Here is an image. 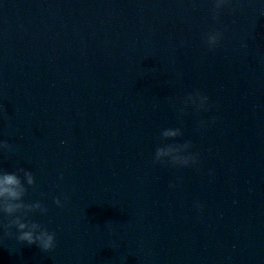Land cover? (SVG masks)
Here are the masks:
<instances>
[{
  "label": "water",
  "instance_id": "1",
  "mask_svg": "<svg viewBox=\"0 0 264 264\" xmlns=\"http://www.w3.org/2000/svg\"><path fill=\"white\" fill-rule=\"evenodd\" d=\"M212 6L0 0V170L33 174L29 219L56 236L0 229V264H264V0ZM187 142L196 166L153 162Z\"/></svg>",
  "mask_w": 264,
  "mask_h": 264
},
{
  "label": "clouds",
  "instance_id": "2",
  "mask_svg": "<svg viewBox=\"0 0 264 264\" xmlns=\"http://www.w3.org/2000/svg\"><path fill=\"white\" fill-rule=\"evenodd\" d=\"M231 3L232 0H213L211 9L213 19H217L221 11ZM221 39V32L209 33L206 36V45L210 50H214ZM184 104L185 107L194 105L198 110H208V97L197 92L187 96ZM180 114H184L183 109L180 110ZM214 122L213 120L212 123ZM201 127H204V122H201ZM182 135L180 128L165 129L161 132L160 139L161 141H175ZM191 148L190 142L164 144L156 148L153 162L172 167H194L199 163V157L190 153ZM0 151L9 153L13 151V146L7 142H0ZM35 186V178L30 171L23 168L11 173L0 170V215L7 218L6 223L0 222V229L3 230L5 238H10L12 229H15L18 233L16 239L20 244L35 245L44 252H50L55 248V233L49 232L40 223L29 219L31 215L35 214L47 215L48 209L39 201L25 203L27 189L29 187L34 189ZM53 202L57 207H63L60 198H55Z\"/></svg>",
  "mask_w": 264,
  "mask_h": 264
}]
</instances>
